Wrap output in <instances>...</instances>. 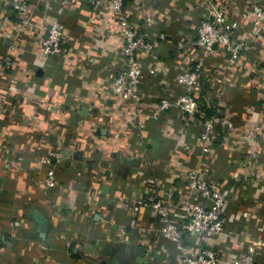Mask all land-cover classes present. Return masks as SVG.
Here are the masks:
<instances>
[{
	"label": "crops",
	"instance_id": "obj_1",
	"mask_svg": "<svg viewBox=\"0 0 264 264\" xmlns=\"http://www.w3.org/2000/svg\"><path fill=\"white\" fill-rule=\"evenodd\" d=\"M6 1L0 0V59L14 56L19 69L13 80L0 75V264H148L142 248L133 241L137 227L130 226V217L122 209L128 195L152 193L137 176L146 164L132 151L138 139L130 111L122 109L119 99L103 88L113 77L111 61L119 56L121 40L93 39L96 33L84 27L82 15L97 24L98 35L113 29L112 21L91 15L85 1L79 6L82 15L64 18L58 14L74 35L66 50L67 72L58 59H49L44 68L40 41L53 15L35 0L45 19L33 21L25 47L11 48L14 23L5 17ZM161 1L162 8L178 6L168 25L160 23L158 27L167 40L159 43L156 55L168 62L171 72L166 77L171 79L178 60L176 43L183 41L193 47L192 31L183 26V20L188 18L186 24L196 26L202 8L197 0ZM219 1L229 9V0ZM253 1L264 8V0ZM250 19L246 16L242 23L252 47L243 55L240 76L235 75L237 87H231L226 96L236 123L258 121L264 112V37H256ZM216 60L221 64V57ZM207 70V79L224 72L219 66ZM155 79H148L145 92L158 91ZM218 86L219 95H225L227 82ZM156 103L152 101V109ZM151 125L143 152L147 165L168 157L177 140L176 135H161L158 125ZM225 149L215 153L222 160L216 176H227L230 184L241 180L245 171L264 178V164L259 166L228 145ZM256 151L264 159V140ZM48 155L55 157L52 164L59 186L44 192L38 181L46 169L40 162ZM229 157L239 159L234 168ZM190 167L174 158L166 178L176 180L177 174ZM230 210H238L241 216L232 219L228 227L240 238L233 241L235 247L264 242V227L260 229L257 220L249 216L255 212L264 222V194L252 202L244 196ZM151 222L150 213L142 211L138 225ZM160 244L174 248L165 240Z\"/></svg>",
	"mask_w": 264,
	"mask_h": 264
},
{
	"label": "built area",
	"instance_id": "obj_2",
	"mask_svg": "<svg viewBox=\"0 0 264 264\" xmlns=\"http://www.w3.org/2000/svg\"><path fill=\"white\" fill-rule=\"evenodd\" d=\"M34 1L5 3V17L14 23L11 48L25 47L33 21L45 19V13L39 11ZM36 1L44 12L53 15L40 41L44 68L49 59H58L67 72L66 50L74 35L58 14L64 18L82 15L79 6L84 1L91 15L100 19L108 17L115 28L98 35L97 24L84 14V27L96 33L93 39L119 37L121 40L119 56L111 61L113 77L103 88L119 99L122 109L130 111L138 139L132 151L146 164L137 171V176L140 183L152 188V193L128 195L122 209L130 217V226L137 227L133 241L142 248L148 264H264V242L257 245L250 241L237 248L233 245L236 234L228 229L232 219L241 217L238 210L230 208L244 196L252 202L264 194V178L245 171L241 180L230 184L227 176H216L222 160L215 157V153L227 151L228 145L233 151L248 155L259 166L264 164L256 151V146L264 140V112L258 121L236 123L231 119L233 105L226 100L231 87H237L235 79H239L235 75L241 72L243 55L252 47L242 19L251 17L250 27L262 40L264 8L253 0L243 1L242 5L229 0L228 10L219 0H197L202 8L200 21L191 26L186 24L190 19L183 20V26L192 31L189 35H193V47L183 41L176 43L178 60L174 76L167 79L166 74L171 72L168 62L156 55L159 43L167 40V34L158 27L160 23L168 25L171 12L178 11L176 4L162 8L161 0ZM218 57L222 58L221 64L215 62ZM15 59L10 54L1 57L0 75L13 80L19 69ZM217 66L223 67L224 72L207 79V69ZM148 79H155L157 92L144 91ZM225 82L229 87L225 95H219L218 85ZM153 100L157 101L154 109ZM207 109H213V113ZM151 124L158 125L161 135H176L177 140L168 157L147 165L143 152ZM53 158L48 155L40 162L46 169L43 179L38 181L44 192L59 186ZM174 158L179 164L191 167L171 181L165 173ZM238 160L229 157L230 166L234 168ZM248 206L252 209V205ZM142 211L150 213L151 223L138 225ZM249 216L263 229L264 222L257 213ZM162 240L173 244V250L161 245Z\"/></svg>",
	"mask_w": 264,
	"mask_h": 264
},
{
	"label": "trees",
	"instance_id": "obj_3",
	"mask_svg": "<svg viewBox=\"0 0 264 264\" xmlns=\"http://www.w3.org/2000/svg\"><path fill=\"white\" fill-rule=\"evenodd\" d=\"M207 111L210 112V113H213V109H207Z\"/></svg>",
	"mask_w": 264,
	"mask_h": 264
}]
</instances>
